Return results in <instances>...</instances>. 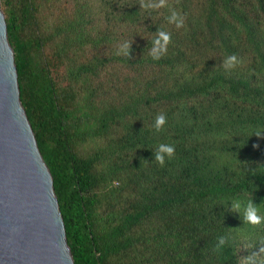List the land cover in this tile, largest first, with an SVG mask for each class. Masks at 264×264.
<instances>
[{
  "label": "trees",
  "instance_id": "obj_1",
  "mask_svg": "<svg viewBox=\"0 0 264 264\" xmlns=\"http://www.w3.org/2000/svg\"><path fill=\"white\" fill-rule=\"evenodd\" d=\"M0 2L74 264H243L264 239L230 210L253 201L264 216V0ZM158 29L171 43L154 60ZM160 144L175 147L163 167Z\"/></svg>",
  "mask_w": 264,
  "mask_h": 264
},
{
  "label": "water",
  "instance_id": "obj_2",
  "mask_svg": "<svg viewBox=\"0 0 264 264\" xmlns=\"http://www.w3.org/2000/svg\"><path fill=\"white\" fill-rule=\"evenodd\" d=\"M0 264H74L53 177L20 100L1 2Z\"/></svg>",
  "mask_w": 264,
  "mask_h": 264
},
{
  "label": "clouds",
  "instance_id": "obj_3",
  "mask_svg": "<svg viewBox=\"0 0 264 264\" xmlns=\"http://www.w3.org/2000/svg\"><path fill=\"white\" fill-rule=\"evenodd\" d=\"M141 10H159L161 8H168V0H140ZM170 14L166 17L169 24L175 26L177 30L183 28L184 19L181 14L175 9H169ZM171 43V34L169 32L158 29L155 38L151 41L150 55L152 59L159 60L166 55L168 46ZM131 43L125 41L120 44L117 55H124L130 57ZM242 61L235 55H229L222 61L221 67L225 71H232L239 66ZM167 123L166 115L163 113L155 117L153 127L157 133L161 132L164 125ZM257 137H264V131L257 130L254 133ZM175 155V147L169 144H160L153 152L154 160L163 167L166 158L171 159ZM230 210L240 214L244 225H250L253 228L264 224V216L259 213L257 205L253 201L241 203L239 200L233 201L230 204ZM227 236L218 237L216 250L219 251L228 243ZM246 249H254L247 257H240L243 264H264V239H260L255 246L243 245Z\"/></svg>",
  "mask_w": 264,
  "mask_h": 264
},
{
  "label": "rangeland",
  "instance_id": "obj_4",
  "mask_svg": "<svg viewBox=\"0 0 264 264\" xmlns=\"http://www.w3.org/2000/svg\"><path fill=\"white\" fill-rule=\"evenodd\" d=\"M2 8V7H1ZM60 71H62V70H60Z\"/></svg>",
  "mask_w": 264,
  "mask_h": 264
}]
</instances>
